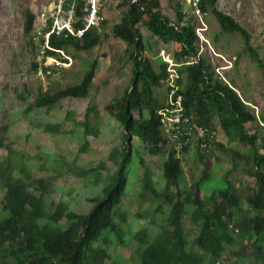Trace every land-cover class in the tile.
I'll list each match as a JSON object with an SVG mask.
<instances>
[{
  "label": "rangeland",
  "instance_id": "rangeland-1",
  "mask_svg": "<svg viewBox=\"0 0 264 264\" xmlns=\"http://www.w3.org/2000/svg\"><path fill=\"white\" fill-rule=\"evenodd\" d=\"M105 1V24L97 31L99 45L89 52H78L68 46L64 53L73 58V66L54 70L50 76L45 70L41 71V68L40 72L35 70L38 49L42 43L40 37L34 38L39 33L40 21L44 20L42 17L53 8L57 0H0V141L14 153H19L18 160L25 161L34 178L51 180V193L47 197L50 211L55 210L53 203H65L71 210L88 213L95 201L103 196L104 186L110 182L115 171L116 164L109 161L110 154L115 150L121 153L125 150V129L116 116L121 111L118 102L127 93L130 94L132 89L133 66L130 56L134 53V48L118 39L114 30L124 22L131 0H124L123 4L120 1ZM160 2L162 13L175 27H179L175 17L181 7L185 23L192 24L201 38V42L197 43L200 56L208 59L220 82L236 91L248 111L263 121L264 0H217L219 11L248 30L251 36L249 46L254 49L257 58L251 54L245 37L239 32L228 35L222 31L210 7L205 15L196 10L198 0ZM30 11L37 15V23L34 32L28 34L26 25ZM147 20L145 17L144 22L136 28L142 39L143 56H147L157 73L161 71L162 63H166L167 73L182 78V88L185 89L188 80V65L184 64L186 59L175 56L172 41L165 43L153 36L147 29ZM176 59L180 61L177 62ZM92 64L95 65V75L85 99L65 98L50 110L35 107L37 99L47 92H59L79 85ZM167 87V84H162L155 89V96L165 104L170 97ZM140 114L141 111H133L135 118L132 114L131 116L139 119ZM145 115L148 116L146 110ZM208 116L210 126L216 130V139H220L226 149H215L210 158L209 176L214 182L224 178L233 168L234 161H237L227 150L235 146L247 151L249 146L241 142L230 144L221 125L222 115L215 113ZM48 123L61 126V133L45 132ZM90 131L96 132V135L88 133ZM257 135L260 146L264 143L261 138L264 136V121L258 128ZM195 140L198 143V138ZM132 146L137 164L136 168L130 169V183L121 206L128 212V224L124 227L123 242L120 243L119 240L108 248L110 259L107 264H130L133 258H138L136 233L146 229L150 233V243H153L162 230L159 225L161 212L155 215L158 219L156 227L147 224L160 201L140 204L136 195L139 192V178L144 173L140 160H144L160 188L165 184L162 179L166 155L149 152V147L139 139H133ZM191 152L194 153L193 157L190 156ZM8 156L9 150L0 147V162L8 159ZM179 156L184 168L183 186L188 192H194L192 185L204 178L203 174L207 172L204 160L200 152L192 148ZM16 177L19 175L16 174ZM228 179L241 184L237 191L244 196L250 188L255 189L256 186V179L242 172L240 164ZM243 183L248 186L243 187ZM212 189L215 187H208L203 194L211 193ZM3 198L4 190L0 185V211L3 209ZM242 207L251 211L245 200ZM184 224L191 244L198 236L199 229L190 223L188 217ZM243 248L244 253L237 247L239 255L224 256L233 259V262L246 260V264H255L256 258L251 257L253 248L246 245Z\"/></svg>",
  "mask_w": 264,
  "mask_h": 264
},
{
  "label": "trees",
  "instance_id": "trees-1",
  "mask_svg": "<svg viewBox=\"0 0 264 264\" xmlns=\"http://www.w3.org/2000/svg\"><path fill=\"white\" fill-rule=\"evenodd\" d=\"M73 1L77 5L76 18L80 19L85 1ZM133 1L136 3L132 4ZM196 5L203 15L210 7L224 33L230 35L239 32L244 36L247 48L257 58L254 49L249 46L251 36L248 30L229 15L219 11L217 0H198ZM127 8L124 22L115 28L114 34L127 46L134 48V53L130 56L133 79L130 94L127 93L125 98L118 102L121 111L116 119L125 129V150L122 153L115 150L110 154V161L117 165L123 158L113 176L112 184L106 190L105 198L88 216L67 212L63 205L58 206L54 215H49L44 196H36L29 191L36 181L32 180V176L27 172L25 161H19V153H14L1 140L0 147H6L9 156L8 159L0 162V185L6 190L3 209L0 211V264H107L110 259L108 248L119 240L120 243L123 242L126 214L115 206L124 195L130 169L136 168L137 161L133 156L132 142L133 139H139L146 147L151 144L158 146L163 136L160 129L163 117L159 112H165L166 109V104L155 96V89L169 77L167 64L162 63L161 71L158 73L154 70L147 56H143L142 39L136 29L145 17L148 18L146 21L148 30L162 42L172 41L175 45V56L186 59L184 64L188 65L185 89L182 88L183 80L179 77L173 87H167L169 94L176 88L175 95L182 94L186 106L194 112L197 111L195 118L202 126H210L209 118L202 115L204 109L207 114L212 107H217L221 111L222 126L228 139L233 143L241 142L249 146L245 152L247 166L242 171L257 179L258 188L252 190L251 195L248 196V202L255 216H250L248 212L241 217L235 228L239 230L237 233L230 229L229 220L243 210L235 184L228 179V176L238 169L236 160L233 168L224 178L213 182L209 176L213 150L199 151L207 172L204 183H197L192 193L185 192L182 187L183 167L176 158L175 151L168 153L164 162L162 180L165 184L160 188L152 183L144 160H140L145 168L142 179L145 193L141 194V198L146 203L160 201L148 219L154 221L157 219L155 215L161 212L159 225L162 230L153 243H150L146 229L136 233L135 240L139 245L138 258H133L130 264H207L211 257L214 259L223 257L227 264H246V260L233 262V259H227L224 255L232 257L235 254L239 255L240 252L244 253L243 243L247 239H250L253 247L251 257L256 258L255 264H264V152L262 151L264 148L257 146V131L246 128V125L254 126L257 122L255 116L248 111L234 89L218 80L208 59L200 56V48L197 44L200 42L199 37L192 24L185 23L181 7L178 8L175 17L179 31H176L165 18L160 0H131ZM36 23L37 15L30 11L26 25L28 34L34 32ZM64 36L53 38L52 46L56 50H66L68 46H72L78 52H89L100 43L97 31H90L80 40L71 36L65 39ZM49 54L54 55L52 52ZM176 61L180 60L176 59ZM94 64L89 67V71L79 85L59 92H47L37 99L35 107L50 110L65 98L85 99L95 75ZM35 70L39 72L40 66L36 64ZM198 106L201 109H197ZM145 110L148 117L145 116ZM201 110L202 112H198ZM133 111H141L139 119H133ZM47 125L45 132L61 133V126L49 123ZM88 133L96 135L94 131ZM217 147L224 148L222 145ZM149 152L154 153L152 148H149ZM234 154L240 155L239 149H232L230 156ZM48 162L50 163L49 159ZM16 169L20 170L22 177L14 176ZM208 180L211 182L208 183ZM208 187L215 189L204 195L203 191ZM37 189L42 193L48 192V184L43 181L41 187ZM187 214L190 216L191 224L200 228L194 245L190 244L186 236L184 220ZM140 216L145 215L140 214ZM118 217L120 223L117 222ZM63 218L70 221L66 230H63L64 226L60 224ZM52 221L57 222L55 226L51 225ZM237 247L241 248L240 252Z\"/></svg>",
  "mask_w": 264,
  "mask_h": 264
},
{
  "label": "clouds",
  "instance_id": "clouds-1",
  "mask_svg": "<svg viewBox=\"0 0 264 264\" xmlns=\"http://www.w3.org/2000/svg\"><path fill=\"white\" fill-rule=\"evenodd\" d=\"M85 1V4H86V0H83ZM121 4H123L122 2H120ZM136 1H133L132 4H135ZM101 4L103 5V8H102V11H101V16L103 18V21L101 23V25L99 27H96V28H93V30L91 31H99L102 27H103V24H105V16H104V11H105V5H106V1L105 0H102ZM197 6V5H196ZM196 10H198L199 12H201L198 7H196ZM144 22V21H142ZM141 22V23H142ZM176 31H179L180 28L179 27H175L173 24H170ZM147 26V25H146ZM148 29V28H147ZM150 32V31H149ZM90 33V31L85 35V37ZM151 33V32H150ZM152 34V33H151ZM153 35V34H152ZM197 35V34H196ZM154 36V35H153ZM198 36V35H197ZM55 37V36H54ZM53 37V38H54ZM84 37V38H85ZM199 37V36H198ZM52 38V40H53ZM83 38V39H84ZM80 40V39H79ZM200 42H201V38H199ZM52 43V41H51ZM174 45V43H173ZM53 47V46H52ZM54 48V47H53ZM55 49V48H54ZM40 48L38 49V60H37V65L40 66L41 68V71L45 70L47 72L48 75H52L54 70H61V69H69V67H72L73 66V58H71L72 60V63L70 66H68L67 68H58V67H50L49 69L46 68V63H47V57H45L44 60H41V56H40V52H39ZM56 50V49H55ZM174 50H175V46H174ZM64 51V50H63ZM49 52H52V51H49ZM48 52V53H49ZM54 53V55H51L49 54L48 57L49 58H57L59 59L61 62H64V60L62 61L61 60V55L58 54V53H55V52H52ZM65 63H67V61H65ZM40 72V71H39ZM177 76L175 75L174 77L169 74V77L165 80V82H162L163 84H167L168 87H173L175 85V81L177 80ZM175 92H177V89L174 88L173 91L170 92V97H169V101L168 103L166 104V109H165V112H162L160 111L159 114L163 117L162 118V125H161V131H162V134L163 136H161V140L160 142L158 143V146H154L153 144L149 145L148 147L149 148H152L153 149V152L154 154H161V153H164L166 155V159H167V156H168V153H170L172 150L175 151V156L176 158H178L180 160V162L182 163V158L179 156L180 153H186L190 150V148L192 149H197L198 151H205V150H213V153L215 151V149H218L217 145H222L220 139L217 140L216 139V130H214L212 128V126H202L200 124H198L196 118H195V113H197V111H193L191 109H189L186 104H185V101H184V97L182 94H179L178 96L175 95ZM240 98V97H239ZM175 99V100H174ZM241 99V98H240ZM75 100V99H74ZM244 103V102H243ZM245 104V103H244ZM246 106V104H245ZM197 109H201L200 106L197 107ZM198 112H202L201 111H198ZM209 114L206 113V109L203 110L202 112V115H206L209 120H210V117L208 115H213V114H220L222 115L221 111L218 110L217 107H212V109H210L209 111ZM140 116V115H139ZM146 116V115H145ZM148 117V116H146ZM135 118V117H134ZM257 122L254 124V128H252V126H248L246 125V128L247 129H251L253 131H258V128H260V125H262V122L261 120L257 119ZM259 120V121H258ZM258 122H260V124H258ZM221 125H222V121H221ZM223 128V126H222ZM214 130V131H213ZM224 130V129H223ZM225 132V130H224ZM52 134V133H51ZM226 134V132H225ZM227 136V134H226ZM198 138V143L195 139ZM228 138V136H227ZM263 140H264V136L261 137ZM229 140V139H228ZM259 140V138H258ZM197 143V144H196ZM229 143L230 144H238V143H233L229 140ZM214 146V147H213ZM223 146V145H222ZM257 146L259 148H264V143L260 144V146L258 145V141H257ZM7 147V146H6ZM224 147V146H223ZM236 147L234 146L233 148H230L229 150H227L230 154L231 150L232 149H235ZM133 149V147H132ZM225 149V147H224ZM238 149V148H237ZM248 149V148H247ZM133 151V150H132ZM226 151V149H225ZM262 151L264 152V149H262ZM239 152H240V155H235L234 154V158L237 159V162L238 164H240V168L241 170L245 169V167L247 166L246 164V158H245V152L246 151H242L240 150L239 148ZM191 157L194 156V153L191 152ZM110 157V156H109ZM123 159V158H122ZM122 159L120 160V163L122 162ZM165 159V161H166ZM110 161V159H109ZM112 163H115L113 161H110ZM119 163V165H120ZM116 164V163H115ZM119 165L116 164V168H115V171L113 173V175L111 176V181L106 184L104 186V191H103V196H101L100 198H98L95 203H94V206L92 207V209H90L88 211V213L86 214H82V213H78L76 212L75 210H71L69 208V206L65 203H59V204H56V203H53V207L55 208V210L53 211H50L49 210V207H48V203H47V197L50 195L51 193V188H50V182L51 180H47V179H43V178H40V179H36L34 178L31 173L29 172L28 168H27V172L30 174V176H32V180H35L36 183L34 186L30 187L29 188V191L36 195V196H44V199H45V203H46V211L49 215H54L57 210H58V206L60 205H63V208L67 211V212H73L77 215H80V216H88L92 211L93 209L96 207V205L102 201L105 196H106V190L110 187V184H112V181H113V176L115 175V173L117 172L118 170V167ZM26 166V165H25ZM27 167V166H26ZM183 167V165H182ZM145 168H147L150 172V177H151V180H152V183H155V185L157 186L156 184V181L153 177V174L152 172L150 171V169L148 167L145 166ZM145 168H144V172H145ZM184 169V168H183ZM163 172H164V168H163ZM244 172V171H242ZM183 173H184V170H183ZM245 173V172H244ZM16 174L19 175V177H22L21 175V172L19 169H16V171H14V176L16 177ZM246 175L250 176L249 174L245 173ZM143 176H144V173L143 175L139 178V181H138V186H139V192L138 194L136 195V198L138 199L139 203L140 204H146V202H143L142 198H141V194L145 193V189L143 187ZM129 177H130V172L128 174V177H127V184H126V187H125V192H124V195L120 198V201L118 203V205L115 206V208H117L118 210H120L121 212H124L126 214V222L123 224V227H125L127 224H128V212L123 208L121 207L122 206V203H123V199L124 197L126 196V188L127 186H129V183H130V180H129ZM203 177L200 181L196 182L195 184L192 185L193 189L195 190V187H196V184L197 183H201L203 184L204 183V179L206 177V174H203ZM253 178V177H252ZM256 179V178H255ZM45 181V183L48 184V192H45V193H42L40 191V189H37L39 187H41V182ZM235 184V188L237 189L238 188V185H241V184H238L237 182H234ZM248 185L243 183V187H247ZM256 186L258 188V185H257V179H256ZM255 186V189H257ZM131 187H133V185L131 184ZM182 187L184 189L185 192H188L186 187L183 186V181H182ZM3 188V187H2ZM239 189V188H238ZM253 188H250L248 191H247V194L244 196L240 191L238 193L239 195V199L241 201V207H242V203L243 201L245 200L248 204V206L250 207L249 209L251 211H246L243 209L242 207V210L243 212L242 213H239L235 218L229 220V225H230V229L231 230H235L236 228V225L238 224L239 221H241V217L245 216L248 212H250V216H255V213L252 212L253 209L251 208L249 202H248V196L251 195V191L252 190H255ZM4 190V197L6 195V190ZM192 193V192H190ZM4 199V198H3ZM158 204H156L157 206ZM248 209V208H246ZM186 217H188L189 221H190V216L189 214L186 215ZM185 217V218H186ZM138 219H140V217H137ZM117 222L120 223L121 220L120 218L118 217L117 219ZM158 222V219H154V221H149L147 224L149 226H154L156 227V223ZM57 222H51V225L52 226H55ZM191 223V222H190ZM61 225H63V230H66L69 225H70V221L67 219V218H63V220L61 221L60 223ZM195 226V225H193ZM199 229V233H200V228L198 226H195ZM125 230V229H124ZM141 231V230H140ZM237 233L239 232L238 229L235 230ZM198 233V235H199ZM149 234V238H150V233ZM196 240V238H195ZM195 240L192 242V244L194 245V242ZM246 245V246H251V241L250 239H247L244 241L243 243V246ZM253 248V247H252ZM207 264H227L225 263L223 257L221 258H217V259H214V258H209L208 259V262Z\"/></svg>",
  "mask_w": 264,
  "mask_h": 264
},
{
  "label": "built area",
  "instance_id": "built-area-1",
  "mask_svg": "<svg viewBox=\"0 0 264 264\" xmlns=\"http://www.w3.org/2000/svg\"><path fill=\"white\" fill-rule=\"evenodd\" d=\"M101 2L102 0H86L82 18L78 19L76 18L77 5L75 1L57 0L53 8L42 17L44 20L40 21L39 33H37L35 39L40 37L42 46L39 52L41 60H44L45 57L48 59L46 68L49 69L51 65H56L58 68H67L71 65V58L66 56L63 50H55L52 47V38L65 35V39H69L70 36L83 39L89 31L99 27L103 21L101 16L103 5ZM49 51L60 54L62 56L61 60H64V62L57 58H49Z\"/></svg>",
  "mask_w": 264,
  "mask_h": 264
}]
</instances>
